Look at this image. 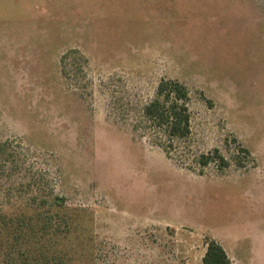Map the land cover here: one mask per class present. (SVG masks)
<instances>
[{"label": "rangeland", "instance_id": "obj_1", "mask_svg": "<svg viewBox=\"0 0 264 264\" xmlns=\"http://www.w3.org/2000/svg\"><path fill=\"white\" fill-rule=\"evenodd\" d=\"M162 79L186 139L143 116ZM1 143L5 212L64 199L52 264H202L210 238L264 264V0H0Z\"/></svg>", "mask_w": 264, "mask_h": 264}, {"label": "trees", "instance_id": "obj_2", "mask_svg": "<svg viewBox=\"0 0 264 264\" xmlns=\"http://www.w3.org/2000/svg\"><path fill=\"white\" fill-rule=\"evenodd\" d=\"M190 100V91L184 83L175 79H162L157 88L156 98L143 108V116L150 126L163 132L170 140L186 139L192 133ZM7 149V144L1 143V176L7 172V168L12 172V166L16 169V161L6 156ZM214 156L203 155L201 162L207 165L216 158L221 169L229 166V161L218 149L215 150ZM31 184L32 182L28 181L30 188ZM9 191L10 189L6 196H10ZM3 198L4 196L0 195V199ZM3 203L4 201H0V205ZM43 206L64 207L65 203L63 198L56 195L52 196V201H40L36 194L28 193L23 206L27 212L10 214L0 206V256H5L9 264H52L49 246L62 233L60 227L55 225L54 217L44 216L46 212L43 214ZM202 264H232V260L222 244L210 238L207 240Z\"/></svg>", "mask_w": 264, "mask_h": 264}]
</instances>
